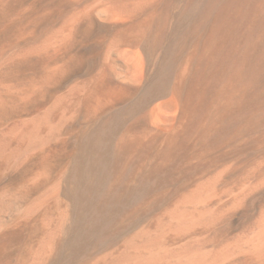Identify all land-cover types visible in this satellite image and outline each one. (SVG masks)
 <instances>
[{
    "label": "bare ground",
    "instance_id": "1",
    "mask_svg": "<svg viewBox=\"0 0 264 264\" xmlns=\"http://www.w3.org/2000/svg\"><path fill=\"white\" fill-rule=\"evenodd\" d=\"M0 264H264V0H0Z\"/></svg>",
    "mask_w": 264,
    "mask_h": 264
}]
</instances>
